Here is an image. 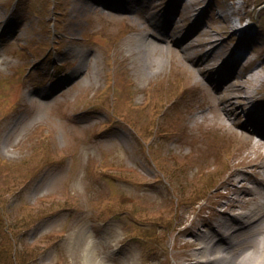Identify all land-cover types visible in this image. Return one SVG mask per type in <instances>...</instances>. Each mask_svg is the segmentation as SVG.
I'll list each match as a JSON object with an SVG mask.
<instances>
[{"label":"rangeland","instance_id":"1","mask_svg":"<svg viewBox=\"0 0 264 264\" xmlns=\"http://www.w3.org/2000/svg\"><path fill=\"white\" fill-rule=\"evenodd\" d=\"M103 2L0 0V264H177L196 254L180 229L214 221L220 182L250 168L193 145L214 122L202 88L247 65L218 74L240 37L264 93V0ZM147 39L164 45L156 58ZM240 110L225 131L244 130Z\"/></svg>","mask_w":264,"mask_h":264},{"label":"bare ground","instance_id":"2","mask_svg":"<svg viewBox=\"0 0 264 264\" xmlns=\"http://www.w3.org/2000/svg\"><path fill=\"white\" fill-rule=\"evenodd\" d=\"M103 1L112 2L115 0ZM119 1L135 10V8L139 6L141 0ZM186 1L190 3L192 0ZM232 20L236 23L238 18L234 16ZM110 21L112 20L108 19V22ZM162 29L164 28L162 27ZM159 33L161 37L165 38L164 40L172 37V35H178L180 41L184 44V48L187 50L203 44L195 42L194 39L192 40L193 34H191V32L188 34L181 33L178 27L172 31L164 29V32ZM205 33L206 31L203 32L202 35ZM110 34L112 35L114 33L110 32ZM214 42L219 46L217 38H214L213 41L211 40L212 45L206 49V58L200 57L202 63L204 60L208 61L213 55L212 47H214ZM204 43H207V41ZM146 46L149 52L148 54L153 56L157 54L160 48H164V45L160 42L150 39L146 40ZM156 57L157 56H155V58ZM246 58L247 55L244 56L243 59ZM237 60L238 57L231 48L230 54L227 58H224L223 66L218 72H221L230 62H235ZM81 62L83 63L84 61L81 60ZM250 62H252V60L249 59L243 72L239 75L235 73L222 74V76L218 78L219 82H216L215 78L211 76L214 81L213 86L218 90L215 91L216 94L209 92V90L206 91V87L202 88L204 103L210 104L213 108L214 122H212L210 124L211 126L208 128L205 126L204 134L198 139L200 143L193 145L194 149L201 148L202 151H205L210 148L213 151L214 145L212 142L217 141L218 151L230 147V150L233 149V154L235 152L234 156L241 155V162L246 163L250 168L245 173L236 169L237 174L233 176L238 174L240 176L237 179L230 176L228 187H223L226 182H220L217 187L218 190L219 188L220 190L217 191V194L222 193L228 200H216V204L212 208L215 215L214 221H210L206 219L204 215H200L202 223L196 224L195 220H193V222H195L194 226L187 224L183 229H180V232H183V234L187 233L191 235V239L184 237V240L182 241L181 239L177 244L179 246H188L195 249L196 254L194 256L188 249L184 250L180 262L177 264H264V106L262 108L261 102L255 103L254 101L256 98L260 99L264 93L262 96H257L259 92L255 90L252 91V89H260L261 87L258 85V87L255 88L252 86V83L249 86L252 80L259 79V74H252L251 76V72L248 68L251 64ZM244 92L246 94H244ZM245 103H247L246 108L241 109V104ZM239 110V113H243L245 115L244 117H246V121L240 123L244 126L242 127L244 130H241L238 134H236V130H232V133L230 130V133L225 131L227 129L224 125L225 118L233 122L236 121V123H234L236 125L237 121L240 120V114L238 115L237 113ZM202 122L205 124V121ZM198 128H201L200 124ZM220 129L223 130V135L220 138L214 136V139H211L210 142L211 131L212 134H215V130ZM233 134L236 135L233 141L236 142L235 144L233 143L234 145H232V140L224 144L220 143V141L223 142V139L231 138ZM254 134L259 137L254 139ZM191 136L193 137L192 140H195L193 131H191ZM244 137L245 142L243 143ZM248 144H250V147L249 151L246 153H242V151L238 149L239 146H243L241 147L242 149L247 148ZM224 188L225 191H222ZM230 191L233 192L231 193ZM211 196L212 194L210 197ZM190 228L194 230L198 229L199 232H194L190 230Z\"/></svg>","mask_w":264,"mask_h":264}]
</instances>
